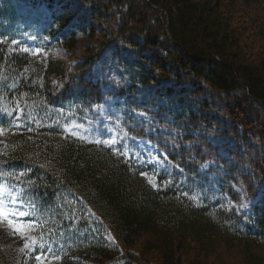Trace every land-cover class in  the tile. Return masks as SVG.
<instances>
[{
    "label": "trees",
    "instance_id": "1",
    "mask_svg": "<svg viewBox=\"0 0 264 264\" xmlns=\"http://www.w3.org/2000/svg\"><path fill=\"white\" fill-rule=\"evenodd\" d=\"M20 1L0 0V27L15 20ZM84 1L100 11L102 26L88 28L93 44L82 45L80 55L71 13L54 15L43 31L76 62L52 50L18 48L0 34V183L18 190L27 214L20 231L0 222V264H264V191L207 140L202 132L212 120L188 101L209 106L199 100L208 90L234 124L264 141L254 107H264V0ZM137 35L142 51L152 52L137 80L173 78L195 87L166 100L176 108L171 120L165 106L146 111L160 129L131 117L123 123L126 137L149 141L170 171L49 125L86 117L105 101L96 64L112 44L136 46ZM207 161L215 168L204 170ZM235 183L257 199L249 213L240 209ZM35 236L64 242L61 251L37 260Z\"/></svg>",
    "mask_w": 264,
    "mask_h": 264
},
{
    "label": "rangeland",
    "instance_id": "2",
    "mask_svg": "<svg viewBox=\"0 0 264 264\" xmlns=\"http://www.w3.org/2000/svg\"><path fill=\"white\" fill-rule=\"evenodd\" d=\"M67 3H72V5L66 7ZM17 5L18 7L14 5V10H12L16 17L15 20L0 27V34L11 40L12 44L18 48L52 50L72 63L77 60L68 57V52L61 40H55L59 38H49L43 34V31L51 24L52 17L67 12L73 16L70 27L76 32L79 39L77 55L81 54L82 45L93 44L88 36V28L102 26V22L97 17V13L100 11L93 8L90 2L84 0H22ZM22 23H27L28 28L24 27ZM134 41L136 46L125 42L112 44L96 64L95 79L103 83V90L107 94L105 101L100 106L93 107L86 117L68 116L64 120L57 118L49 125L80 141L107 145L122 150L127 159H134L142 164L147 163L157 171H170L171 167L159 158V150L149 141L145 139L134 141V139L126 137L123 123L127 117H131L140 125L160 129L159 124L153 122L154 117L146 111L157 112L160 107L165 106L168 110L167 119L171 120L169 118L176 116V113L172 115L176 108L170 109V103L166 100L170 101L174 97L184 96V93L185 95L189 94L195 87L191 83L178 84L173 78L154 77L155 81L146 84L137 80L135 76L140 74L138 67L147 63L145 59H152V52L142 51L144 40L141 36H135ZM147 68L148 74L146 73V75H151V68L149 66ZM171 88H174L172 93L169 91ZM186 89L187 92H185ZM232 94L238 95L239 93L233 92ZM193 99V97L188 98L192 110L205 113L212 120V127L207 128L202 134L218 148L223 158L237 164L242 171L250 176L256 189L260 192L264 191V141L261 140L259 134H246L241 126L234 124L226 116L224 105L219 98L214 97L208 90L199 100L200 103L209 102V106L204 108L193 103ZM180 105L182 104L177 103L176 106ZM254 107L259 112V117H255V120L257 123H264V107L261 105H254ZM6 122L16 125L15 119H9ZM174 122L175 119L172 123ZM30 123L35 124L34 122ZM212 167L215 168L214 162L207 161L202 168L208 171ZM234 187L241 193V211L249 213L257 199L248 198L243 183H235ZM21 211L26 213L18 190L0 183V222L11 229L20 228L18 224L23 222L22 216L19 215ZM3 213H8V215L5 216ZM9 220L13 221V225H9ZM90 226L93 230L98 228L92 219ZM76 229L78 228H74L73 233L75 236L80 235L83 228L78 231ZM35 238L36 236L32 238V243L33 241H35L33 245L38 243L37 250L40 251L41 259H46L61 251L64 243L58 244L59 242L54 240L41 241V239ZM105 239L114 243L111 235H107ZM89 264L103 263L92 261Z\"/></svg>",
    "mask_w": 264,
    "mask_h": 264
},
{
    "label": "snow or ice",
    "instance_id": "3",
    "mask_svg": "<svg viewBox=\"0 0 264 264\" xmlns=\"http://www.w3.org/2000/svg\"><path fill=\"white\" fill-rule=\"evenodd\" d=\"M142 175H146V174L142 173ZM150 183H151V181H150ZM153 186H155V185H153ZM3 215L7 216L8 213H3ZM19 215H20V216H25V215H27V214L21 211V212H19ZM8 223H9V225H13V221H12V220H9ZM23 227H24L23 225L20 226V228H23ZM20 228H15L14 230H16V231H20ZM33 243H35V241H33ZM36 259H37V260H40L41 257L38 256V257H36Z\"/></svg>",
    "mask_w": 264,
    "mask_h": 264
},
{
    "label": "bare ground",
    "instance_id": "4",
    "mask_svg": "<svg viewBox=\"0 0 264 264\" xmlns=\"http://www.w3.org/2000/svg\"><path fill=\"white\" fill-rule=\"evenodd\" d=\"M13 30V29H12Z\"/></svg>",
    "mask_w": 264,
    "mask_h": 264
}]
</instances>
